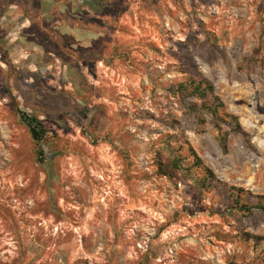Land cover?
Instances as JSON below:
<instances>
[{
	"label": "rangeland",
	"instance_id": "1",
	"mask_svg": "<svg viewBox=\"0 0 264 264\" xmlns=\"http://www.w3.org/2000/svg\"><path fill=\"white\" fill-rule=\"evenodd\" d=\"M187 146L264 197V0H0V264H264L255 197L158 173Z\"/></svg>",
	"mask_w": 264,
	"mask_h": 264
},
{
	"label": "trees",
	"instance_id": "2",
	"mask_svg": "<svg viewBox=\"0 0 264 264\" xmlns=\"http://www.w3.org/2000/svg\"><path fill=\"white\" fill-rule=\"evenodd\" d=\"M97 6L101 7L100 5ZM105 6L110 7V9L114 11V5L104 4L102 7ZM69 72L70 74L75 73L73 68H70ZM177 90L181 91L187 96H193L195 99H197L199 101V110L212 115L217 126H219V122L226 121L222 119V116L218 112L219 108H222V103L219 97L214 94L212 84L203 77L196 79V76L191 75L186 81L178 85ZM79 106L80 105L76 103V107ZM82 107L83 105L80 106V108ZM84 111V107L79 111L80 113L78 115V120L80 123H83L81 120L85 115ZM18 113L20 115L19 117L21 118V121L26 125L31 138L34 141H38L44 133L40 122L36 117L31 116L24 111L19 110ZM227 116L230 118L232 117L231 115ZM187 148L189 153L186 155L181 154L178 151H171L168 162L158 166V173L160 175L167 176L169 179H176L180 175L181 177L191 178L195 188L199 192L202 189H223L225 190L229 201L233 203V207L238 208L239 210L251 211L253 206L248 204L247 199L250 197H255L257 199L255 207L260 210H264V197L262 195L253 196L249 191H245L244 189L235 186H227L225 183L219 181L213 171L209 167L202 164L201 159L198 157L195 151L189 146H187ZM37 159L39 161L44 160L41 149L37 150ZM193 168H196V170L199 171V175L196 177L193 176ZM251 238H253L254 242L257 243L260 241L264 242V237L262 236H251Z\"/></svg>",
	"mask_w": 264,
	"mask_h": 264
}]
</instances>
